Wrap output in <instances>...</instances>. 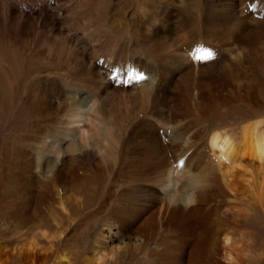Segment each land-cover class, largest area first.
I'll return each instance as SVG.
<instances>
[{"label":"bare ground","instance_id":"bare-ground-1","mask_svg":"<svg viewBox=\"0 0 264 264\" xmlns=\"http://www.w3.org/2000/svg\"><path fill=\"white\" fill-rule=\"evenodd\" d=\"M93 1L0 0V24L13 28L0 35V93L16 92L25 52L55 78L30 80L10 119L29 130L13 137L22 147L5 160L0 191L16 254L36 264L37 252L47 257L63 242L39 211L51 193L60 225L90 209L136 240L127 260L106 239L84 240L91 264H243L252 235L237 222L264 200V0H196L197 18L177 10L185 0H119L134 12L123 16L141 57L105 53L106 17ZM227 105L244 114L234 128L212 120ZM67 195L76 198L65 204ZM63 254L55 264H66Z\"/></svg>","mask_w":264,"mask_h":264},{"label":"rangeland","instance_id":"rangeland-1","mask_svg":"<svg viewBox=\"0 0 264 264\" xmlns=\"http://www.w3.org/2000/svg\"><path fill=\"white\" fill-rule=\"evenodd\" d=\"M135 1H137V0H125V2L128 4H132V2H135ZM185 1H186V2H184L185 5L180 4V2L175 4V7L177 8V10H179L181 13L183 12V14L186 16L197 18V11H196L197 5H195V4H197V1L196 0H194V1L193 0H185ZM190 1H191V3H190ZM11 2H12V0H6V3L9 6L11 5ZM14 2H20V0H14ZM14 2H12V3H14ZM111 2H113V3H111ZM116 5L118 6V8ZM190 5H192L193 7ZM96 6L98 8H96ZM92 7L90 8L91 10H93V11H94V9L100 10V12L104 13L105 17H106V23H107L108 28H106L107 27L106 26L104 29L101 30V32H102L101 37L108 42V45L113 50L105 51V53L117 55V53L123 54L124 52H126V54H128V52H130V55H133L134 57H141L144 54L145 48H144L143 42L141 40H139L140 38H138V37L135 38V36L133 35V32L135 29L133 27L131 28L130 25H126L127 19H125L123 16V14H124L127 16V18H133L134 17V12L130 6L127 7L125 10L121 11V10H119V0H108V1L107 0H103V1L102 0H99V1L94 0ZM12 11L15 14L20 13L18 9L12 10ZM130 13H133V14H130ZM25 14L22 15L25 17V19H27L28 16L31 15L29 11H28V14H27V12ZM123 18L125 19V25H124ZM75 25H76V23H75ZM109 27L112 29H110ZM115 27H116V29H115ZM12 29L13 28L11 27L10 24H0V35L1 36H2V34L3 35H5V34L11 35ZM71 30H72V28H71ZM114 35H116V36H114ZM78 36H80V35H78ZM126 36H127V38L125 39ZM134 40H135V42H134ZM136 41H138V42L136 43ZM138 43H139V45H138ZM121 48H123V49H121ZM137 50H139L140 52ZM122 51H124V52H122ZM20 57H21V61H20L21 65H20V67H18V71H14L12 73V80L15 82V91L16 92L13 93L14 95L13 94L12 95H3L0 93V113L2 112V114H3V116H0V121L3 120V118L4 119L6 118L5 120H3L4 121L3 125L0 122V126L2 125V130L0 132V147H1V152H0V164H1L0 165V167H1L0 168V191L3 190L1 188L4 187V185H5V179H4L5 176H4L3 164L7 158L15 157L17 155V152L12 153L13 149H15V150L20 149L21 150V147H22L21 144L15 143V140H13V137L17 134H25V133L27 134L29 131L25 128H18L17 126H14L15 127L14 128L10 124V119H11L14 111L16 110V107L18 105V101H20L19 100L20 95H18V94H20V92L25 90L26 85L28 84V82H30V80H35V79L39 80V78H43V76L47 75L48 73L49 74L47 76L50 77L51 79L55 80V78L53 77L54 75H50V74H52V72L51 71L47 72V70L43 69L41 67V65L36 61L37 59H35V57L32 56L31 54L25 52V55H20ZM11 62H10V64H11ZM42 72H45V74ZM36 76H37V78H36ZM235 107L236 106H233V105H227L224 107L223 110L222 109L217 110L213 115V118L215 117L214 119H212L213 122L216 123L217 125H219V123H220L219 126H225V127L230 126V128H232V125H233V128L236 127V124L239 121L243 120L242 117H244V114L239 113L240 116H239V114L237 115L234 111ZM263 109H264V107H263ZM262 114H264V113H262ZM1 117H2V119H1ZM263 119H264V116H263ZM8 121H9V124H8ZM16 127L18 128V130ZM3 148H4V150H3ZM7 162H9V161H7ZM7 162L5 164H7ZM96 175L97 174H93L91 180L94 182H97L98 185L104 187L106 185V181H107L106 179L107 178H98V177H96ZM87 181H88V177L85 178V180L83 182V186L87 183ZM81 189H80V191H81ZM69 191L74 193V191H71V190H69ZM67 196H65V198L63 197V200H62L61 196L59 198L62 201L65 200L64 201L65 204H67V202H68L66 200L76 198L75 196H73L74 198H69V196L68 197ZM54 199H56L55 195H52L50 193V201L47 203L46 207L43 206L41 209H39V211H44L45 214L47 215V217L44 221V229L49 231V232L51 231L52 236H55V237L58 236V237H60L61 240L64 239L63 242L66 241L67 244L63 245V242L60 240H56V242L54 241L55 243L52 246V251L50 253H48L47 257L43 258L42 256H39V253L37 252V254H36L37 263L36 264H55L56 257L59 255L60 251H62L64 253L63 255L65 257L66 264H91V254H90L91 252L87 251L84 253V250H87V247H88L84 240H86V239L88 240L90 238L94 239V240L99 239L98 242H100L101 244H102V241L103 240L105 241V239H106L107 247H109V249H112L113 251L119 250V252L117 253L116 256H118V254H119L121 259L127 260L128 249H129L130 245L132 247H135L137 245V242H136V240H133V239L128 240L127 237H122L120 234H118V232H116V229H115V227H113L114 225H112V224H111L112 228L110 230H107L105 227L106 224L104 222H102V219H101L103 212L102 213L94 212L93 217L89 218L87 213L90 211V209H88L87 212L85 211V213L83 212V214H81V215H79L78 212L76 213V210H75V215H74L75 218L69 222H66L67 224L65 223V219H63L64 222L62 223V225H60L57 218L51 217L49 215L50 209L53 207V205H55V204H53ZM260 201L261 202H259L258 204L253 206L255 211L248 212V216H245L244 218L242 217L241 219L238 220L239 222H237L238 224L240 223V225L246 226L248 231L252 235L249 244L246 243V244H248V246L246 244L243 246L244 248L247 246V249H248V250L246 249V251H247L246 256L247 257L246 256H245L246 258L244 257V263L243 264H264V200L260 199ZM70 202H72V201H70ZM84 215H86V216H84ZM74 216H72V217H74ZM58 219L61 220V222H62V216L58 217ZM13 226H14V224L11 223L10 220H8L7 218L1 219V217H0V246H1V248L4 249L3 252H5V254L7 256V258L4 257L1 260L0 264H30V262L28 261L27 258L25 259L20 254H18V255L16 254V251H15L16 243L14 242V238L12 236L8 237L7 231L9 229H11ZM100 232H101L100 237L95 236V233H100ZM171 236L172 235H170V237ZM5 237H8V238H5ZM42 240L45 242V244H41V245H44L45 247H49V246L51 247V243H49V244L47 243V242L51 241V239L47 240V239L42 238L41 240H38V241L41 242ZM177 240L179 242H183L184 238L181 236V237H178ZM91 242H92V244L95 243L93 241H91ZM138 257H142V255H138ZM185 258L189 259L188 257H185ZM185 258L182 260L183 264H187V262H188V260L186 261ZM225 259L224 260L221 259L219 264H231L228 260H225ZM144 263H145V261H143V264ZM146 264H148V263L146 262Z\"/></svg>","mask_w":264,"mask_h":264},{"label":"snow or ice","instance_id":"snow-or-ice-1","mask_svg":"<svg viewBox=\"0 0 264 264\" xmlns=\"http://www.w3.org/2000/svg\"><path fill=\"white\" fill-rule=\"evenodd\" d=\"M206 56H208L207 53H205L203 56H200L199 59H204ZM142 78V77H141Z\"/></svg>","mask_w":264,"mask_h":264}]
</instances>
